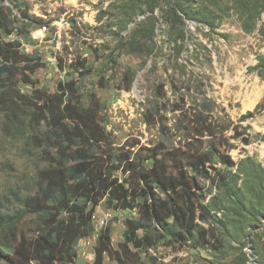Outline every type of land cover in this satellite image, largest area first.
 <instances>
[{
	"label": "rangeland",
	"instance_id": "1",
	"mask_svg": "<svg viewBox=\"0 0 264 264\" xmlns=\"http://www.w3.org/2000/svg\"><path fill=\"white\" fill-rule=\"evenodd\" d=\"M10 1L5 0L4 5L12 7L14 24L21 23L23 10L41 22L29 26L31 41L23 40L21 48L25 52L37 50L45 62V67L31 74L34 88L51 94L59 82L73 79L81 89L82 102L98 110V125L114 146L132 149L133 145L148 146L162 139L160 125L176 133L187 116L202 109L218 140L231 136L234 127L252 136L249 144L230 138V149L220 145L236 165L227 168L214 162V167L223 174L236 172L238 163L249 158L260 163L263 171L258 178L243 171L237 184L243 186L245 194L257 181L264 189V140L260 137L264 134V73L256 67L264 57V0H245L242 5V0H184L194 13L203 11L208 18L197 21L184 15V24L169 19L170 0H158L153 12L141 5L142 0H22L20 7ZM248 8H253L250 17L244 11ZM111 50L116 61L108 57ZM81 62L83 67L77 65ZM70 64L79 71L90 67L91 72L79 74ZM64 65H69L70 74L67 67L61 69ZM13 81L15 92L30 96L31 85L20 77ZM152 114L154 123L148 121ZM5 120L0 113V198L13 191L25 193L37 170L44 166L23 137L15 131L9 133ZM247 163L250 166L244 161L243 168L248 170ZM198 181L205 202L215 197L223 208L211 211L220 219L210 225L216 247L194 249L163 243L150 254L159 264H264L253 247L256 244L262 251L264 219L254 234H248L251 227L236 221L233 199L225 190L211 179L199 177ZM95 213L97 218L108 214L105 223L117 214L102 204ZM120 213L112 222L114 247L123 228L125 212ZM94 224L96 228L103 225L96 220ZM95 245L96 232L80 241L78 258L82 264L92 262ZM0 264L9 263L0 259ZM104 264L117 263L105 256Z\"/></svg>",
	"mask_w": 264,
	"mask_h": 264
},
{
	"label": "trees",
	"instance_id": "2",
	"mask_svg": "<svg viewBox=\"0 0 264 264\" xmlns=\"http://www.w3.org/2000/svg\"><path fill=\"white\" fill-rule=\"evenodd\" d=\"M4 1L0 0V113L5 116L9 133L15 131L23 137L44 166L37 170L25 193L13 191L0 198V259H7L9 264H82L79 243L95 232L94 258L87 264H104L105 256L117 264H159L149 251L163 243L215 248L210 225L220 221L216 212L223 208L215 197L205 202L199 177L211 179L225 190L233 199L236 221H244L245 228L251 227L248 234H254L264 219V189L257 181V186L246 188L245 194L237 180L243 171L260 177V163L247 158L238 163L236 172L228 170L226 174L213 165L219 162L234 167L236 163L220 145L230 149V138L249 144L250 134L243 135L234 127L231 136L218 140L201 109L187 116L176 133L160 125L162 139L148 146H114L98 125V110L82 102L81 89L73 79L59 82L57 91L51 94L34 88L31 74L45 67V62L37 56V50L25 52L21 48L23 40L31 41L29 26L41 22L23 10L21 23L14 24L12 7H6ZM10 2L20 7L22 0ZM141 5L153 12L158 0H142ZM132 7L127 17L130 20ZM252 10L244 9L247 17L252 16ZM168 14L169 19L182 24L184 15L197 21L208 19L203 11L194 13L184 0H170ZM15 29L18 38L5 40ZM180 38H184L183 31ZM172 41L176 43L177 39ZM108 57L116 61L115 51L111 50ZM77 65L83 67L85 63ZM66 67L68 74L71 67L79 74L91 72L90 67L79 71L71 64L61 69ZM256 67L264 73V57ZM14 77L31 85L30 96L15 92ZM154 117L152 114L148 121L154 123ZM260 137L264 140V134ZM244 161L250 163L246 164L249 171L243 168ZM101 204L117 213L113 221L125 212L116 247L113 221L99 228L94 224L93 215ZM253 247L264 263V243L261 252L256 244Z\"/></svg>",
	"mask_w": 264,
	"mask_h": 264
},
{
	"label": "built area",
	"instance_id": "3",
	"mask_svg": "<svg viewBox=\"0 0 264 264\" xmlns=\"http://www.w3.org/2000/svg\"><path fill=\"white\" fill-rule=\"evenodd\" d=\"M10 39L13 40V32L10 35H8L7 38H6V40H10ZM96 223L97 224H104L105 221H99V218H97L96 219Z\"/></svg>",
	"mask_w": 264,
	"mask_h": 264
},
{
	"label": "bare ground",
	"instance_id": "4",
	"mask_svg": "<svg viewBox=\"0 0 264 264\" xmlns=\"http://www.w3.org/2000/svg\"><path fill=\"white\" fill-rule=\"evenodd\" d=\"M110 213V212H109ZM93 215V214H92ZM108 215V214H107ZM105 215L103 218H99V221H104V219H108V216ZM97 219L96 213L93 215V221ZM109 220V219H108ZM102 225V224H101Z\"/></svg>",
	"mask_w": 264,
	"mask_h": 264
},
{
	"label": "crops",
	"instance_id": "5",
	"mask_svg": "<svg viewBox=\"0 0 264 264\" xmlns=\"http://www.w3.org/2000/svg\"><path fill=\"white\" fill-rule=\"evenodd\" d=\"M80 244V243H79Z\"/></svg>",
	"mask_w": 264,
	"mask_h": 264
}]
</instances>
